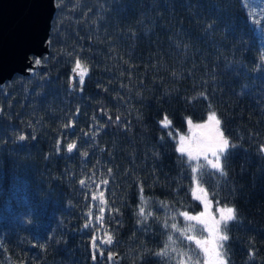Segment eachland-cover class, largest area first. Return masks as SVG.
<instances>
[{
  "label": "trees",
  "instance_id": "trees-1",
  "mask_svg": "<svg viewBox=\"0 0 264 264\" xmlns=\"http://www.w3.org/2000/svg\"><path fill=\"white\" fill-rule=\"evenodd\" d=\"M54 5L39 68L0 86V264L197 261L192 242L171 227L182 231L179 213L201 211L196 182L211 205L236 209L237 219L221 225L229 264H264V0ZM78 59L88 68L83 86L71 71ZM212 112L235 145L222 160L225 175L193 173L175 150L187 119L198 124ZM164 115L171 129L160 127ZM97 189L102 225L100 202H91ZM165 247L167 256L155 255Z\"/></svg>",
  "mask_w": 264,
  "mask_h": 264
},
{
  "label": "snow or ice",
  "instance_id": "snow-or-ice-1",
  "mask_svg": "<svg viewBox=\"0 0 264 264\" xmlns=\"http://www.w3.org/2000/svg\"><path fill=\"white\" fill-rule=\"evenodd\" d=\"M41 63L40 59L37 58L35 60V64L39 65ZM76 76H78V83L83 86L85 83V78L88 75V68L86 65L82 64L78 59L75 62L74 67L71 69ZM206 98V97H205ZM111 119V117H109ZM117 120L120 118L117 117ZM207 120L209 123L204 124H196L193 125L192 120L187 119V124L189 125V132H191V136L179 135V146L175 148L176 152L180 153L181 156L187 155L188 162L196 161V167L192 168V172L196 173L201 167H209L214 169L216 172L220 173V175H225L223 162L222 160L226 158L229 147H235V145H230L229 139L224 135L223 131L220 129L221 121L217 117L215 112H212L208 115ZM160 127L162 129H171L172 121L168 118L167 115L163 116V119L159 122ZM195 130H199L194 131ZM168 135L171 137L173 135L172 131L168 132ZM27 137L23 134L19 136V140L24 141ZM35 138V137H33ZM163 139V136L161 137ZM59 144L57 142V150L59 151ZM77 147L75 142L68 143L66 146V150L68 153L73 152V150ZM261 152H264V146L260 148ZM209 154L211 158H209ZM203 159L205 162L203 165L199 164V161ZM111 171V170H109ZM82 185L84 181L80 182ZM103 183L107 184L108 181H103ZM197 183V187L193 189L192 196L194 199L200 201L204 206V211L199 215H190L188 212L184 211L179 213L180 216L184 218L185 221L189 222L187 226L181 231L177 228V225L173 223L171 225L172 229L175 231H180L181 235L185 237L189 242H193L197 248L203 253V264H229L228 260V252L226 247V241H228L229 236L225 230L221 229V224L223 223L224 228H227L228 222L235 221L237 219L236 209L234 207L228 206L225 204L223 207H217V211L219 213V219H216L215 216L211 212V201L208 199L207 191L199 186ZM199 193V195H198ZM93 200L97 199L96 195H93ZM99 200L101 204H106L104 200V195L101 192L99 194ZM140 200L142 203H145V198L143 196V189L141 188V196ZM219 204V202H217ZM103 212L104 208H100L101 215L98 216L97 222L101 225L103 224ZM138 214L145 217V209L144 207H140ZM91 216V213H89ZM191 222H195L196 224H201L204 226V230L207 231L208 236L198 238L196 235H189V233L193 232L194 225ZM88 225L86 224L85 227ZM106 239L101 240L103 244H111L112 236L110 234L105 233ZM169 241H172V237H168ZM96 247V238L93 237V248ZM102 255V253H101ZM157 256H167V250L162 249L161 251L155 253ZM182 255H187V253H183ZM254 255V253H250V256ZM95 259V257H93ZM109 260H112L113 257L109 255ZM189 264H191L192 257H188ZM178 264H184L181 260ZM196 264H200V260L197 259Z\"/></svg>",
  "mask_w": 264,
  "mask_h": 264
},
{
  "label": "water",
  "instance_id": "water-1",
  "mask_svg": "<svg viewBox=\"0 0 264 264\" xmlns=\"http://www.w3.org/2000/svg\"><path fill=\"white\" fill-rule=\"evenodd\" d=\"M54 11V0H0V86L14 75H28L38 67L35 60L48 54ZM113 242L100 245L108 249Z\"/></svg>",
  "mask_w": 264,
  "mask_h": 264
},
{
  "label": "rangeland",
  "instance_id": "rangeland-1",
  "mask_svg": "<svg viewBox=\"0 0 264 264\" xmlns=\"http://www.w3.org/2000/svg\"><path fill=\"white\" fill-rule=\"evenodd\" d=\"M74 77H75V79H74V82H78V76H76L75 75V73H74ZM204 123H209V121L207 120V118L203 121V122H201V123H198V124H204ZM193 125H196V124H193ZM194 131H199V130H195V129H193ZM184 136H191V132H189V125L187 126V130H186V132H185V134H183ZM175 142H176V147H178L179 146V136H177V138L175 139ZM180 154V153H179ZM184 157L188 160V158H187V155H184ZM209 158H211V156H210V154H209ZM190 164H191V166L192 167H196V165H197V162L196 161H192V162H189ZM205 162L203 161V159H201L200 161H199V164H201V165H203ZM209 168H210V166H209ZM87 187V186H86ZM197 187V184L195 183L194 185H193V189H195ZM193 189H192V191H193ZM198 195H199V193H198ZM193 197V196H192ZM196 200V199H195ZM197 202H199L200 203V205H201V211L198 213V214H194V215H199L201 212H203L204 211V206H203V204L200 202V201H198V200H196ZM105 211L107 212V210L105 209ZM211 212H212V214L215 216V218L216 219H219V213H218V211H217V207L216 206H213V205H211ZM184 219V218H183ZM185 221V220H184ZM186 223H189V222H187V221H185ZM193 225H194V228H193V231H194V229H199L200 230V232H202L203 233V236L202 237H207L208 236V233H207V231H205L204 230V226L203 225H201V224H196L195 222H191ZM223 224V223H222ZM221 224V225H222ZM100 242H101V240H100ZM192 244H193V246H194V248H195V251L197 252L196 253V258L197 259H199L200 260V264H203V253L200 251V249L199 248H197L196 247V245L192 242ZM183 262H184V264H189V261H188V257H184V259L182 260ZM191 264H196V261H191Z\"/></svg>",
  "mask_w": 264,
  "mask_h": 264
},
{
  "label": "flooded vegetation",
  "instance_id": "flooded-vegetation-1",
  "mask_svg": "<svg viewBox=\"0 0 264 264\" xmlns=\"http://www.w3.org/2000/svg\"><path fill=\"white\" fill-rule=\"evenodd\" d=\"M96 196H97V198L99 199V194H98V192H96V194H95ZM95 201H97V200H95ZM95 201L94 202H92V203H95ZM99 201V200H98Z\"/></svg>",
  "mask_w": 264,
  "mask_h": 264
}]
</instances>
